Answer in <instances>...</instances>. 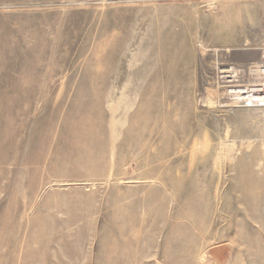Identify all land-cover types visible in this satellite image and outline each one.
I'll list each match as a JSON object with an SVG mask.
<instances>
[{
	"label": "rangeland",
	"instance_id": "obj_1",
	"mask_svg": "<svg viewBox=\"0 0 264 264\" xmlns=\"http://www.w3.org/2000/svg\"><path fill=\"white\" fill-rule=\"evenodd\" d=\"M263 51L264 0H0V264H264Z\"/></svg>",
	"mask_w": 264,
	"mask_h": 264
},
{
	"label": "built area",
	"instance_id": "obj_2",
	"mask_svg": "<svg viewBox=\"0 0 264 264\" xmlns=\"http://www.w3.org/2000/svg\"><path fill=\"white\" fill-rule=\"evenodd\" d=\"M222 70L227 72L221 73ZM220 74L228 98L236 103L241 102L248 106L253 104L264 106V51L259 63L245 70L240 68L236 70L232 67L223 68L220 70ZM243 75L256 82L253 84L245 82L244 78H241Z\"/></svg>",
	"mask_w": 264,
	"mask_h": 264
},
{
	"label": "bare ground",
	"instance_id": "obj_3",
	"mask_svg": "<svg viewBox=\"0 0 264 264\" xmlns=\"http://www.w3.org/2000/svg\"><path fill=\"white\" fill-rule=\"evenodd\" d=\"M225 72H227V71H225V70H222V71H221V73H225ZM255 92H257V90H255ZM256 97H257V95H256ZM200 258L203 259V257H200Z\"/></svg>",
	"mask_w": 264,
	"mask_h": 264
}]
</instances>
